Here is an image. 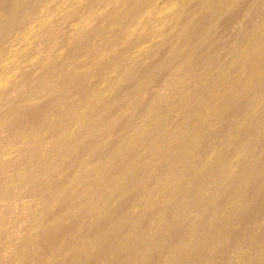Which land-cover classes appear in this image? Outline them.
<instances>
[{
    "label": "rangeland",
    "instance_id": "1",
    "mask_svg": "<svg viewBox=\"0 0 264 264\" xmlns=\"http://www.w3.org/2000/svg\"><path fill=\"white\" fill-rule=\"evenodd\" d=\"M0 264H264V0H0Z\"/></svg>",
    "mask_w": 264,
    "mask_h": 264
}]
</instances>
